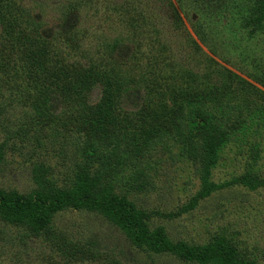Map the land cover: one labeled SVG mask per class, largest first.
<instances>
[{"label":"rangeland","instance_id":"obj_1","mask_svg":"<svg viewBox=\"0 0 264 264\" xmlns=\"http://www.w3.org/2000/svg\"><path fill=\"white\" fill-rule=\"evenodd\" d=\"M261 4L0 0V189L32 192L34 163H44L48 176L68 185L73 164L83 160L80 144L88 139L101 157L116 150L106 180L146 214L150 229L192 247L223 238L240 261L264 264ZM29 42L30 50L42 49L44 64L54 65L58 74L69 69L70 93L61 92L60 76L44 75V64L30 66L23 50ZM105 94L112 100V121L101 120L100 128L92 129L90 110ZM187 94L200 110L204 101V110L214 115L230 102L250 110L247 118L260 116L256 123L245 119L239 138L223 141L213 162L190 157L159 121L181 120L179 106L185 109ZM143 106L149 111L137 120ZM106 129L110 140L102 136ZM98 166L94 161L93 168ZM244 176L259 185L240 182ZM52 225L78 247L96 241L101 257L72 258L63 252L67 246L44 237L20 241L18 228L0 218V264H201L136 247L123 228L95 211L64 208Z\"/></svg>","mask_w":264,"mask_h":264},{"label":"trees","instance_id":"obj_2","mask_svg":"<svg viewBox=\"0 0 264 264\" xmlns=\"http://www.w3.org/2000/svg\"><path fill=\"white\" fill-rule=\"evenodd\" d=\"M261 3V10L264 13V0H261ZM27 45L23 50L26 53L25 56L31 61L30 66H36L37 68L43 65L44 52L42 49L30 50L29 47L32 43L29 42ZM44 66V75L54 76L55 78L56 75L60 76L61 92L63 94L70 93L72 83L68 78L69 69L64 67L61 74H58L59 70L54 65L48 67L44 64ZM74 78L75 80L78 78L77 73ZM81 78L80 80L85 82L86 77L82 76ZM60 97L64 99L62 94H60ZM193 97L194 95L187 94L185 109L182 105L179 106V111L183 116L181 120L177 121L172 118L173 124L159 120L160 125L166 127V131L173 132L179 137L178 139L183 143L184 151L190 157L199 154L206 161L213 162L214 158L217 157V147L223 141L239 138L237 131L239 132L246 126L245 119L248 122L256 123L254 120L260 116L254 113V115L247 118V113L250 110L243 109L239 104L234 105L235 103L230 102L225 105L220 103L221 106L217 108L214 115L204 110V101L200 102V110ZM111 101V98L106 95L101 98L93 110H90L89 115H92L93 119H90L88 123L92 129L100 128L98 123L101 120H103V123L112 121L110 120L112 115L109 114L110 110H108L111 107ZM148 111L149 109L143 106L137 113L136 119H143L142 116ZM154 117L158 116L154 115ZM155 120L157 119L155 118ZM82 123L83 125L86 124L85 120ZM83 125L82 127H84ZM175 126L177 130H172ZM199 131L205 133V136L198 135ZM104 132L102 136L110 140V129H106ZM94 146H96V142L92 143L88 139L84 141L83 145L80 144L83 160L78 162L76 159L73 164L76 169L70 176V183L66 186L58 185L52 176H48L47 165L34 163L32 174L37 187L32 192L22 194L0 189V218L6 224L18 228L20 241H23V236H31L36 239L44 237L46 240H51L58 247L63 244L64 247L67 246L69 249H65L63 252L72 256V258L77 255L101 257L97 251L96 241L91 240L88 241L87 246L81 245L78 247L74 242H67L61 232L57 234L54 231L52 225L54 214L61 209L71 208L74 210L95 211L102 214L109 221L123 228L130 241L141 249H149L156 253H170L183 260L197 261L201 264H249L237 259L233 248L223 238H219L206 246L192 247L183 241L172 242L160 228L150 229L145 222L146 214L135 208L124 194L114 191L106 180L107 164L116 150L113 149L112 154L101 157V152ZM1 159L0 149V161ZM94 161H99V166L96 168H93ZM239 181L251 188L259 185V181L257 179L251 180L250 176L241 177ZM192 205L194 204L192 203Z\"/></svg>","mask_w":264,"mask_h":264}]
</instances>
